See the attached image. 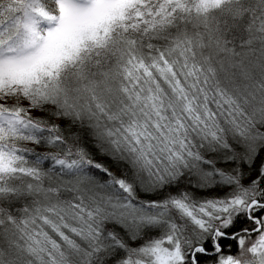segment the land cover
Listing matches in <instances>:
<instances>
[{
	"label": "snow or ice",
	"instance_id": "6c2138e0",
	"mask_svg": "<svg viewBox=\"0 0 264 264\" xmlns=\"http://www.w3.org/2000/svg\"><path fill=\"white\" fill-rule=\"evenodd\" d=\"M0 264H264V0H0Z\"/></svg>",
	"mask_w": 264,
	"mask_h": 264
}]
</instances>
